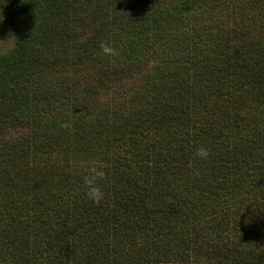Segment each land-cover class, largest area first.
Listing matches in <instances>:
<instances>
[{
	"label": "trees",
	"instance_id": "16d2710c",
	"mask_svg": "<svg viewBox=\"0 0 264 264\" xmlns=\"http://www.w3.org/2000/svg\"><path fill=\"white\" fill-rule=\"evenodd\" d=\"M4 32L0 264H264V0H0Z\"/></svg>",
	"mask_w": 264,
	"mask_h": 264
},
{
	"label": "clouds",
	"instance_id": "9594fccd",
	"mask_svg": "<svg viewBox=\"0 0 264 264\" xmlns=\"http://www.w3.org/2000/svg\"><path fill=\"white\" fill-rule=\"evenodd\" d=\"M100 49L103 54L108 56H115L118 54V51L115 48L105 42H101ZM64 126L68 127V125ZM195 154L198 158L207 160L210 155V149L201 145L195 150ZM104 177L105 171L103 170V167L92 165L87 169V174L82 178L85 195L87 199L93 203H99L104 198V192L98 183V181L102 180Z\"/></svg>",
	"mask_w": 264,
	"mask_h": 264
},
{
	"label": "rangeland",
	"instance_id": "374dc122",
	"mask_svg": "<svg viewBox=\"0 0 264 264\" xmlns=\"http://www.w3.org/2000/svg\"><path fill=\"white\" fill-rule=\"evenodd\" d=\"M13 46L12 38L7 33L0 34V52H6Z\"/></svg>",
	"mask_w": 264,
	"mask_h": 264
}]
</instances>
